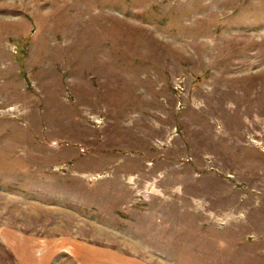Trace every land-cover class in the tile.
<instances>
[{
  "label": "rangeland",
  "instance_id": "374dc122",
  "mask_svg": "<svg viewBox=\"0 0 264 264\" xmlns=\"http://www.w3.org/2000/svg\"><path fill=\"white\" fill-rule=\"evenodd\" d=\"M81 242L264 264V0H0V264Z\"/></svg>",
  "mask_w": 264,
  "mask_h": 264
},
{
  "label": "crops",
  "instance_id": "0c3cea01",
  "mask_svg": "<svg viewBox=\"0 0 264 264\" xmlns=\"http://www.w3.org/2000/svg\"><path fill=\"white\" fill-rule=\"evenodd\" d=\"M91 193L94 194L93 192ZM121 193H126V190H121ZM137 241L141 242L145 240L137 239ZM91 249L92 248H90L89 243L86 244L81 242V244L71 247L69 257L74 264H153L156 259L154 258L156 257L155 255H146L141 258V260L131 257L120 258L119 256L117 259H113L114 261H112L111 256H105L102 251H94Z\"/></svg>",
  "mask_w": 264,
  "mask_h": 264
}]
</instances>
